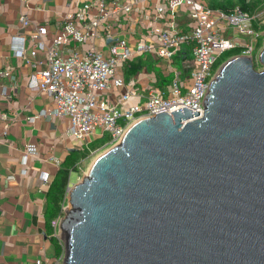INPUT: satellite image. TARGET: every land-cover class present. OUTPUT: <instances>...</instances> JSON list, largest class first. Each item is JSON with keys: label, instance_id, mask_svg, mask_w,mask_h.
Returning a JSON list of instances; mask_svg holds the SVG:
<instances>
[{"label": "water", "instance_id": "water-1", "mask_svg": "<svg viewBox=\"0 0 264 264\" xmlns=\"http://www.w3.org/2000/svg\"><path fill=\"white\" fill-rule=\"evenodd\" d=\"M258 59L228 58L203 116L133 122L69 185L64 264H264V47Z\"/></svg>", "mask_w": 264, "mask_h": 264}, {"label": "crops", "instance_id": "crops-1", "mask_svg": "<svg viewBox=\"0 0 264 264\" xmlns=\"http://www.w3.org/2000/svg\"><path fill=\"white\" fill-rule=\"evenodd\" d=\"M101 1L109 11L118 2L128 4L130 9L117 10L102 21L99 36L79 46L71 42L69 48L85 50L95 45L108 55L110 45L118 39L127 40L132 47L140 42L156 44L154 30L158 27L189 31L196 25L186 6L175 12L174 20L167 7L166 17L158 19L156 8L165 5L163 0H0V264H36L38 259L54 262L63 253L59 228L47 213L49 188L73 151L86 150L106 136L97 135L82 145L70 132V117L55 114L54 97L39 91L32 82L33 64L45 60L46 55L40 51L36 58L30 56L34 44L30 36L37 26L45 25L49 33L44 40L50 43L69 14L88 2L97 7ZM96 12H89L88 20ZM23 16L30 24L22 22ZM107 27L111 28L112 38ZM218 28L226 38H230L228 33H232V38L239 34V29L225 19L218 20ZM21 41L32 63L17 54L15 43ZM245 41L240 36L239 43ZM193 67V44L182 45L171 60L161 58L154 50L136 54L118 66L125 85L110 89L104 98L118 103L122 92L134 88L136 94L122 103L127 107L144 103L154 90L169 96L177 76L186 91ZM29 145L36 149L32 154L27 151ZM43 173L48 174L47 181L42 178Z\"/></svg>", "mask_w": 264, "mask_h": 264}, {"label": "built area", "instance_id": "built-area-1", "mask_svg": "<svg viewBox=\"0 0 264 264\" xmlns=\"http://www.w3.org/2000/svg\"><path fill=\"white\" fill-rule=\"evenodd\" d=\"M146 2L149 0H138ZM165 5H158L156 17L165 18L168 14L166 7L171 12L174 20L175 12L182 6L189 9L191 18L196 25L189 31H180L158 27L154 30L158 42H140L132 47L127 40L118 39L110 45V54L101 52L95 45L85 50L69 48L71 42L85 43L89 38L100 35L102 21L108 20L117 10H129L128 4L116 3L112 11H109L104 1L96 7L94 3L88 2L78 8L75 13L67 16L63 28L56 33L50 43H46L44 37L49 33L48 27L39 25L31 34L34 42L30 53L36 58L38 53L43 51L45 60L35 62V69L32 73V82L39 91L53 96L56 103L55 114L58 116H69L71 119V134L87 145L95 136L109 137L108 143L113 145L119 143L124 137L129 126L145 117L156 116L158 112L172 111L187 107L196 113L201 111L197 119L203 116L205 109V98L209 91L212 78L217 72L214 66L220 55L228 50L237 47L243 49L242 54L254 55L255 46L247 41L239 43L241 34H254L250 28V15L239 7L233 13L227 14L221 10H215L197 0H163ZM93 9L97 12L93 19L88 20L87 14ZM225 19L230 25L239 29V36L226 38L221 35L223 30L218 28V20ZM22 22L30 24L28 18L23 16ZM76 22H79L78 26ZM175 27V25L173 26ZM110 27L106 28L109 37H113ZM193 44L194 67L191 74V82L187 90L183 91L177 76L173 81L172 91L169 96H164L160 90H154L146 98L144 103H138L124 107L123 101H127L136 94L134 88L122 92L118 103L107 100L104 94L112 88H121L125 81L118 73V66L136 54L154 50L165 59L172 57L181 49L184 44ZM17 54L28 58V49L23 41L15 43ZM255 56V55H254ZM134 83V82H132ZM103 96V97H102ZM184 121L183 123H186ZM34 145H29V154L35 152ZM42 178L48 180V174L43 173ZM68 200V199H67ZM67 205L63 207V213L53 224L59 228L60 222L65 215ZM63 253L54 262L38 259L36 264H64L65 246L61 239Z\"/></svg>", "mask_w": 264, "mask_h": 264}, {"label": "trees", "instance_id": "trees-1", "mask_svg": "<svg viewBox=\"0 0 264 264\" xmlns=\"http://www.w3.org/2000/svg\"><path fill=\"white\" fill-rule=\"evenodd\" d=\"M204 3L205 5L215 9L221 10L227 14L233 13L236 7H239L245 12L256 16L260 11L264 10V0H197ZM256 30H260L262 26L260 22L254 23ZM255 30V29H254ZM262 42H259V46ZM243 49L237 47L228 52L226 59L241 54ZM221 62H219L220 65ZM259 66V64H256ZM218 67V65L216 66ZM109 137L102 140L101 142H94L92 145L83 151H73L65 160V162L60 167L58 173L53 179L51 186L48 191L47 197V213L51 220L58 218L63 213V207L68 202V187L70 185L71 173L73 171L77 172L82 165L83 160H85L91 153V151L97 149L98 147L104 145L108 141ZM61 248V245H59ZM62 248L60 249L61 252Z\"/></svg>", "mask_w": 264, "mask_h": 264}, {"label": "rangeland", "instance_id": "rangeland-1", "mask_svg": "<svg viewBox=\"0 0 264 264\" xmlns=\"http://www.w3.org/2000/svg\"><path fill=\"white\" fill-rule=\"evenodd\" d=\"M237 8V7H236ZM249 13V12H247ZM250 18H251V21L249 22L251 27L255 33L254 34H241V39H245L247 40V42L249 43H252L254 44L255 46V50L253 52V54L255 55V63L256 64H259V59H258V56H259V53L261 52V50L263 49L264 47V27L262 26V28L260 30H256L255 26H254V23H259L261 25H264V10L260 11L256 16L250 14ZM239 32V31H238ZM229 34V37L232 38V33H228ZM239 36L238 35H234L233 37H237ZM258 41H261L262 44L259 46L258 44ZM231 51V50H228L226 51L225 53H223L222 55H220L217 59V62L214 66V70H216L215 68H218L220 67V65L225 62L226 60H224L228 54V52ZM219 62L220 65H219ZM179 61L177 60L176 61V64H178ZM218 65V67H216ZM257 69H261V65L259 64V66H256ZM113 146L112 143H109V144H105L101 147H98L97 149L93 150L90 155L85 159L83 160L82 162V165L80 166V169L79 171L75 172L73 171L71 173V179H70V185H73V184H76L78 183L79 181L83 180V178L85 177V175L88 173V170L90 168V166L92 165V163L96 160L97 157H99L101 154H103L104 152H106L108 149H110L111 147ZM68 204V202H67Z\"/></svg>", "mask_w": 264, "mask_h": 264}]
</instances>
